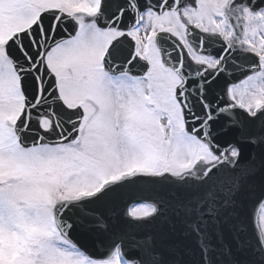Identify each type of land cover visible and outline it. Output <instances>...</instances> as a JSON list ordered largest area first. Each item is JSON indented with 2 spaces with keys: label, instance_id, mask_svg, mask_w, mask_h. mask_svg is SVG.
<instances>
[{
  "label": "snow or ice",
  "instance_id": "6c2138e0",
  "mask_svg": "<svg viewBox=\"0 0 264 264\" xmlns=\"http://www.w3.org/2000/svg\"><path fill=\"white\" fill-rule=\"evenodd\" d=\"M0 264H264V0H0Z\"/></svg>",
  "mask_w": 264,
  "mask_h": 264
},
{
  "label": "water",
  "instance_id": "95a60500",
  "mask_svg": "<svg viewBox=\"0 0 264 264\" xmlns=\"http://www.w3.org/2000/svg\"><path fill=\"white\" fill-rule=\"evenodd\" d=\"M174 240L183 248L184 246H187L189 249H192L195 247V240L194 238L185 237L179 232L174 236ZM91 247V245H89Z\"/></svg>",
  "mask_w": 264,
  "mask_h": 264
}]
</instances>
